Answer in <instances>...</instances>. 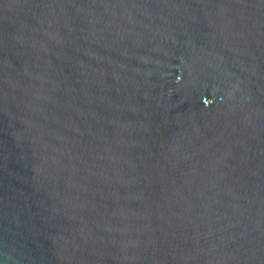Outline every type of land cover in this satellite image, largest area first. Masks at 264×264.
<instances>
[{
  "label": "water",
  "instance_id": "water-1",
  "mask_svg": "<svg viewBox=\"0 0 264 264\" xmlns=\"http://www.w3.org/2000/svg\"><path fill=\"white\" fill-rule=\"evenodd\" d=\"M0 264H264V0H0Z\"/></svg>",
  "mask_w": 264,
  "mask_h": 264
}]
</instances>
